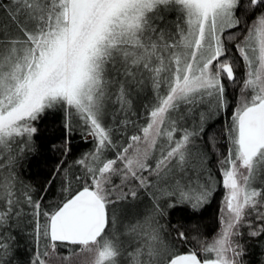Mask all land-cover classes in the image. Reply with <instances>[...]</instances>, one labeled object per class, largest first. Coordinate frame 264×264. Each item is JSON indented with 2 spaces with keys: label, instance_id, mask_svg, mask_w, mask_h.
Wrapping results in <instances>:
<instances>
[{
  "label": "snow or ice",
  "instance_id": "obj_1",
  "mask_svg": "<svg viewBox=\"0 0 264 264\" xmlns=\"http://www.w3.org/2000/svg\"><path fill=\"white\" fill-rule=\"evenodd\" d=\"M0 264H264V0H0Z\"/></svg>",
  "mask_w": 264,
  "mask_h": 264
},
{
  "label": "trees",
  "instance_id": "obj_2",
  "mask_svg": "<svg viewBox=\"0 0 264 264\" xmlns=\"http://www.w3.org/2000/svg\"><path fill=\"white\" fill-rule=\"evenodd\" d=\"M229 115H230V111H229ZM221 119L222 118H218L214 121V127L211 129L212 131H215L221 127ZM52 123L53 120L50 119L49 124L51 125ZM57 135H58V131L54 135L50 136V138L55 139ZM72 143H73L72 157L78 156L81 151L91 147L90 143H86L80 139L78 133L73 134ZM54 162H55V157L50 154L45 157H42L40 161L34 162L32 167V175L29 177V179H33L34 181H42L43 178L48 174V170ZM210 165L215 169L214 156L212 161H210ZM217 175L219 176L218 172ZM221 195H222V189H218L213 200L209 204H206L200 210V214L197 216H192L190 212H177L174 215L180 216L182 222L187 225L198 223L204 235L210 237V235L213 234L217 229L216 218L219 215Z\"/></svg>",
  "mask_w": 264,
  "mask_h": 264
},
{
  "label": "rangeland",
  "instance_id": "obj_3",
  "mask_svg": "<svg viewBox=\"0 0 264 264\" xmlns=\"http://www.w3.org/2000/svg\"><path fill=\"white\" fill-rule=\"evenodd\" d=\"M231 114V113H230Z\"/></svg>",
  "mask_w": 264,
  "mask_h": 264
}]
</instances>
